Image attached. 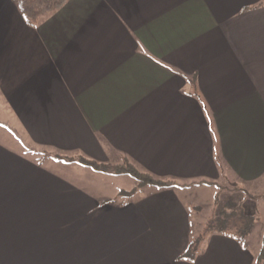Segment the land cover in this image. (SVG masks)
I'll return each mask as SVG.
<instances>
[{"label": "crops", "instance_id": "1", "mask_svg": "<svg viewBox=\"0 0 264 264\" xmlns=\"http://www.w3.org/2000/svg\"><path fill=\"white\" fill-rule=\"evenodd\" d=\"M0 123L51 157L0 145L2 191L16 164V246L0 264H254L258 250L221 234L180 256L191 188L264 176V0H67L36 27L0 0ZM58 156L213 183L131 193L129 175ZM14 199L0 196V220Z\"/></svg>", "mask_w": 264, "mask_h": 264}, {"label": "rangeland", "instance_id": "2", "mask_svg": "<svg viewBox=\"0 0 264 264\" xmlns=\"http://www.w3.org/2000/svg\"><path fill=\"white\" fill-rule=\"evenodd\" d=\"M2 129H4V132H2ZM13 130L14 129L7 127V124L0 123V145L12 155L18 153L20 156L24 157L26 160H30L35 165L44 166L46 164L45 161L51 158L48 152L28 143L21 133H16ZM10 161L11 158L8 157L7 162ZM4 170L5 185L3 191L0 189V196L3 195L5 198L6 196L13 197L15 195V199L12 205L6 207L5 218L0 220V239H4L6 243L5 246H0V255L4 254L3 252L6 247L8 248L13 245L16 246V216L6 214L13 210V213L16 214V164L14 166L6 164ZM69 173L72 175L74 172L69 171ZM20 174L22 175V173ZM72 176V179H76V175ZM130 177L132 180L134 179L132 176ZM208 182L213 183L211 181L182 182L179 184V187L188 186L191 188L193 185L206 184ZM115 184L116 186L119 185L118 183ZM213 184L214 185L212 186L206 184L208 188H204V190L196 189V191H192L191 188V192L188 194L189 198L187 199V206L190 211L192 222L191 236L201 233L205 223L217 215V213L241 207L245 214L254 217L255 222L253 223L249 235L239 239V241L251 250H258L259 252L262 235L264 233V176L257 182L245 183L240 182L234 175H232V177H223L218 182L215 181ZM109 187L112 188L111 183L106 180H101L100 182L95 183L92 190H96V192L99 193L100 191H103L104 193ZM119 193L121 194L120 196L125 194L122 191ZM101 194L102 193H100V195ZM215 198L217 203H215ZM118 199L123 201L124 197ZM206 241H204L203 244ZM33 251H35V249Z\"/></svg>", "mask_w": 264, "mask_h": 264}, {"label": "trees", "instance_id": "3", "mask_svg": "<svg viewBox=\"0 0 264 264\" xmlns=\"http://www.w3.org/2000/svg\"><path fill=\"white\" fill-rule=\"evenodd\" d=\"M18 11L22 15L26 24L31 27H36L38 24L48 15L54 13L60 9L67 0H11ZM59 157V156H58ZM64 158L69 162H77L78 164L86 167H90L94 171L102 173L113 174H126L132 176L136 181V187L130 191L144 187L146 185H153L158 188H172L179 186L178 183L170 180H159L153 178L147 173L138 171L130 163L124 162L120 165L111 166L106 164L97 163L95 161L87 160L83 157H59ZM209 184H212L208 182ZM124 192V191H122ZM130 192H124L125 194ZM215 203L216 198H215ZM255 219L252 215L245 214L243 208L236 207L233 210L222 211L217 213L213 218L209 219L202 230L190 237V241L180 256L181 259L192 262L195 257L200 253L208 236L211 234H221L224 236H230L234 239H241L249 235L252 230ZM264 261V233L262 235L261 246L256 256L254 264H262Z\"/></svg>", "mask_w": 264, "mask_h": 264}]
</instances>
